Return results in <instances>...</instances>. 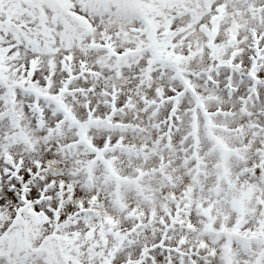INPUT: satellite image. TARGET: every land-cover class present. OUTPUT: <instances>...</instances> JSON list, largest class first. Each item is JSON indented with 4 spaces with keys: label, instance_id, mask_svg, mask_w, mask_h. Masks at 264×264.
Returning <instances> with one entry per match:
<instances>
[{
    "label": "snow or ice",
    "instance_id": "obj_1",
    "mask_svg": "<svg viewBox=\"0 0 264 264\" xmlns=\"http://www.w3.org/2000/svg\"><path fill=\"white\" fill-rule=\"evenodd\" d=\"M0 264H264V0H0Z\"/></svg>",
    "mask_w": 264,
    "mask_h": 264
}]
</instances>
